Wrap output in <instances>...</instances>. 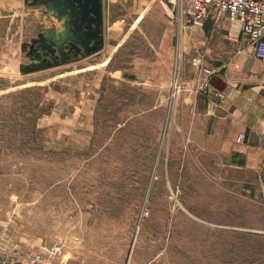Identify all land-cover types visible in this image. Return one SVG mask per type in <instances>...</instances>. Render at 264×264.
<instances>
[{"label": "rangeland", "instance_id": "rangeland-1", "mask_svg": "<svg viewBox=\"0 0 264 264\" xmlns=\"http://www.w3.org/2000/svg\"><path fill=\"white\" fill-rule=\"evenodd\" d=\"M31 7L47 3L0 0V259L59 245L67 264H264V234L253 232L264 200L245 170L188 134L189 95H207L194 91L193 59L176 46L161 56L158 88L132 75L151 57L147 34L161 38L164 10L143 20L145 33L130 11L109 59L75 61L56 17L48 11L53 29H43ZM175 70L189 90L171 100ZM34 108L37 133L23 135Z\"/></svg>", "mask_w": 264, "mask_h": 264}, {"label": "crops", "instance_id": "crops-1", "mask_svg": "<svg viewBox=\"0 0 264 264\" xmlns=\"http://www.w3.org/2000/svg\"><path fill=\"white\" fill-rule=\"evenodd\" d=\"M20 1L25 6L31 3V0ZM100 1L103 19L97 29L102 48L86 56L77 45L74 48L77 57L73 60L90 57L103 60L105 55L109 59L114 49L123 45V27L126 25L123 16L126 17L130 11L135 13V22L138 24L142 21L140 26L136 25V29H142L141 32L145 33L150 31V26L147 22L145 25L143 20L153 19L154 10L161 7L166 14L161 38L154 39L153 34L146 33L152 49L151 57L142 56L132 75L142 80L137 84L158 88L160 83L154 72V64L160 62L161 56L166 60L171 59L175 46L180 58L197 59L203 66L213 69L207 95H189V107L195 112V117L188 134L191 138L198 135L203 150L222 164L245 170L251 179L248 181V192L253 194V198L264 200V61L252 57L250 45L241 38V23L230 20L223 12L211 10L203 26L194 29L190 26L184 0ZM115 6L119 8L120 14L114 16ZM42 8L31 7L30 12H39L41 28L52 30L47 14L52 11L51 3H47L46 12ZM52 15L56 17V11ZM64 28L62 22H56L55 30L58 34H62ZM118 30L120 37L111 45ZM110 47L112 51L108 52ZM112 73L117 74V71ZM118 75L126 74L120 72ZM214 90L222 91L225 98H215L211 93ZM239 134H243V138L237 140ZM253 232L264 234V228Z\"/></svg>", "mask_w": 264, "mask_h": 264}, {"label": "built area", "instance_id": "built-area-1", "mask_svg": "<svg viewBox=\"0 0 264 264\" xmlns=\"http://www.w3.org/2000/svg\"><path fill=\"white\" fill-rule=\"evenodd\" d=\"M187 10L190 12V26L194 29L201 28L211 10L224 12L230 20H238L241 23V38L251 47L252 57L264 61V0H184ZM191 65L198 70V80L195 83L196 92L207 93L213 69L203 66L197 59L191 61ZM177 70V68H175ZM173 72L170 99H176L188 86L178 83L177 71ZM186 85V86H185ZM189 90V88L187 89ZM211 92V91H210ZM212 95L218 100H223L225 94L214 90ZM243 138L239 134L237 140ZM5 254L0 250V257ZM14 257V256H13ZM0 259V264H67L64 262V250L59 245L51 246L47 253H31L21 259Z\"/></svg>", "mask_w": 264, "mask_h": 264}, {"label": "water", "instance_id": "water-1", "mask_svg": "<svg viewBox=\"0 0 264 264\" xmlns=\"http://www.w3.org/2000/svg\"><path fill=\"white\" fill-rule=\"evenodd\" d=\"M45 1L51 3V14L56 11L57 22H62L65 27L63 31L61 30L63 39L67 37L73 48H77L78 45L86 56L102 48L98 26L95 28L103 19L100 0Z\"/></svg>", "mask_w": 264, "mask_h": 264}, {"label": "trees", "instance_id": "trees-1", "mask_svg": "<svg viewBox=\"0 0 264 264\" xmlns=\"http://www.w3.org/2000/svg\"><path fill=\"white\" fill-rule=\"evenodd\" d=\"M27 90V89H26ZM43 113V110L39 109V108H34V109H31L30 110V116H32V120H34L32 122V124H30V126L28 127H25L26 129V133L23 134V135H27V133H31L32 134H36L37 133V130H36V127H35V119L41 115ZM12 134H15V132H11Z\"/></svg>", "mask_w": 264, "mask_h": 264}, {"label": "bare ground", "instance_id": "bare-ground-1", "mask_svg": "<svg viewBox=\"0 0 264 264\" xmlns=\"http://www.w3.org/2000/svg\"><path fill=\"white\" fill-rule=\"evenodd\" d=\"M224 13V12H223ZM227 16V15H226ZM189 17H190V12H189Z\"/></svg>", "mask_w": 264, "mask_h": 264}]
</instances>
